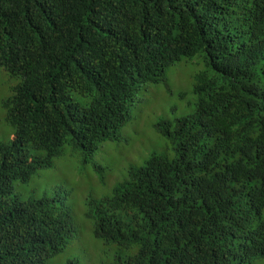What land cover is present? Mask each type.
Returning <instances> with one entry per match:
<instances>
[{"label": "trees", "instance_id": "16d2710c", "mask_svg": "<svg viewBox=\"0 0 264 264\" xmlns=\"http://www.w3.org/2000/svg\"><path fill=\"white\" fill-rule=\"evenodd\" d=\"M184 59L199 65L193 112L150 136L173 156L85 166L105 145L128 156L130 101ZM0 67L20 79L2 103L14 133L0 141V264H47L70 246L66 200L15 186L67 155L79 183L112 178L84 201L115 264L264 259V0H0Z\"/></svg>", "mask_w": 264, "mask_h": 264}, {"label": "rangeland", "instance_id": "374dc122", "mask_svg": "<svg viewBox=\"0 0 264 264\" xmlns=\"http://www.w3.org/2000/svg\"><path fill=\"white\" fill-rule=\"evenodd\" d=\"M198 70L199 65L196 59H184L168 69L166 82L163 81L160 85L153 83L144 85L137 92L135 98L130 101L131 119L123 129L122 139L117 142V151H125L128 156L126 157L125 154L119 156L115 150L112 151L113 149L111 150L105 145V149L92 157V160H89L85 166L95 162L104 167L112 163L115 168L124 170L131 165H141L152 150L167 151L170 156H173L172 147L168 149L164 144L153 142L150 136L156 132L157 123L193 112L195 107L193 82L194 75ZM19 81V78L10 76L4 67H0V141H7L14 133V127L7 121L6 108L2 103L5 98L11 95L12 88ZM168 88L171 91H168ZM139 143H143L141 148H139ZM77 158L82 164L80 157L67 155L55 159L53 166L40 169L29 183L20 185L17 183L16 189L24 199L39 198L48 191L65 199V203L71 209L78 232L70 246L62 253L48 259L47 264H69L71 259H76L77 264H115L116 247L107 245L94 237L92 222L86 216L87 201H84L89 195L99 197L110 191L113 186L111 185L112 178L109 184L106 182L108 186L103 185L102 182L99 186H90L84 180L79 183L75 173H72L77 166ZM114 172L108 170L105 174L106 179L111 177ZM97 176L99 175L97 174ZM59 183H63L70 193L65 195L58 192L57 185ZM83 238L86 242L91 243V250L97 249L96 257L89 250ZM97 240L103 244V250ZM256 264H264V259L259 260Z\"/></svg>", "mask_w": 264, "mask_h": 264}]
</instances>
